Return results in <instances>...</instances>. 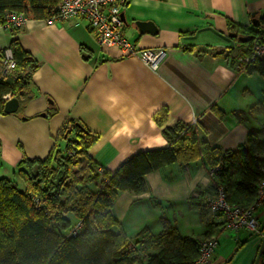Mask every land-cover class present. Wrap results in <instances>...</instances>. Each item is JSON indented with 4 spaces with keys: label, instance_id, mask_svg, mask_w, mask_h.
<instances>
[{
    "label": "crops",
    "instance_id": "obj_1",
    "mask_svg": "<svg viewBox=\"0 0 264 264\" xmlns=\"http://www.w3.org/2000/svg\"><path fill=\"white\" fill-rule=\"evenodd\" d=\"M121 14L128 41L166 50L155 72L135 59L118 58L115 48L100 49L84 19L54 25L28 19L16 35L0 27V49L16 39L38 63L28 102L15 114H0V178L22 188L17 164L24 157L46 158L67 119L95 135L89 154L109 172L134 154L167 147L159 120L163 127L195 122L209 146L221 150H235L250 130L264 128V80L229 64L247 45L230 37L227 28L231 22L254 30L252 19L264 14V0H129ZM51 108L55 114L42 116ZM144 180L146 192H123L113 204L127 238L159 234L165 218L181 238L218 237L211 264H254L258 236L241 230L225 238L220 218L205 204L203 219L188 205L190 198L206 202L215 192L200 160L185 170L167 166ZM255 216L264 226V207Z\"/></svg>",
    "mask_w": 264,
    "mask_h": 264
},
{
    "label": "trees",
    "instance_id": "obj_2",
    "mask_svg": "<svg viewBox=\"0 0 264 264\" xmlns=\"http://www.w3.org/2000/svg\"><path fill=\"white\" fill-rule=\"evenodd\" d=\"M58 1L0 0V27L3 15L10 11L43 21L53 14ZM227 28L231 34L249 38L247 53L255 40L264 41V14L254 30H240L231 22ZM10 32L16 35L17 30ZM6 50L15 69L1 76ZM37 68L38 63L16 39L0 49L1 115L6 114L3 106L10 98L18 102L12 114L28 102L31 76ZM254 72L264 80V58L247 66L244 73ZM210 110L219 118L223 115L215 107ZM55 112L51 108L42 116ZM162 123L157 121L167 147L134 154L113 172L100 168L91 158L95 135L73 119L64 122L46 158H22L15 171L22 188L16 181L0 178V264H192L198 241L181 238L165 218H161L159 234L142 232L140 240L133 238L136 249L128 251L127 237L112 213L114 202L123 192H146L144 177L151 172L173 164L185 170L200 160L208 172L220 167L211 178L214 191L220 185L227 202L248 205L264 179V141L260 138L264 128L250 130L245 144L235 150H221L209 146L197 125L163 127ZM59 142L64 143L63 148ZM204 204L207 206L195 198L188 201L201 219ZM259 264H264V246Z\"/></svg>",
    "mask_w": 264,
    "mask_h": 264
},
{
    "label": "built area",
    "instance_id": "obj_3",
    "mask_svg": "<svg viewBox=\"0 0 264 264\" xmlns=\"http://www.w3.org/2000/svg\"><path fill=\"white\" fill-rule=\"evenodd\" d=\"M129 0H59L53 14L43 20L47 25H54L72 19L86 20L88 27L95 34L96 43L102 50L115 48L120 59H135L149 70L155 72L166 56L164 48H141L128 41L121 33V12ZM28 19L23 13L15 11L3 15L1 28L18 30ZM228 58V55L226 56ZM264 58V41L255 40L248 48L247 53L228 58L229 64L239 73H244L247 66L256 60ZM1 76L11 74L15 69L9 50L5 51ZM195 126V122L191 124ZM220 167L209 170V177L213 178ZM102 172V170H101ZM208 210L218 216L222 222L220 235L232 238L246 230L261 240L264 239V226H261L255 216L256 212L264 207V179L257 184L254 199L248 205L232 204L227 202L225 190L218 186L213 196L206 201ZM80 225L77 224V228ZM76 231L73 232V235ZM218 246V237H209L198 241L197 257L192 264H211L215 249ZM136 246L133 238H127V250L134 251Z\"/></svg>",
    "mask_w": 264,
    "mask_h": 264
},
{
    "label": "water",
    "instance_id": "obj_4",
    "mask_svg": "<svg viewBox=\"0 0 264 264\" xmlns=\"http://www.w3.org/2000/svg\"><path fill=\"white\" fill-rule=\"evenodd\" d=\"M252 16H254V15H252ZM120 17L122 19V14L120 15ZM252 24H253V26H256L258 24V20L256 18H253ZM141 30H142V27L140 28V31ZM229 36L232 38H237V40L240 43H246L249 40V38H247V37L237 36L236 34H229ZM17 108H18L17 100L14 98H10L5 102V104L3 106V112L6 114H12V113L16 112ZM263 246H264V239H262V241H261L260 250L257 254V257L255 259L254 264H259V257H260L261 249L263 248Z\"/></svg>",
    "mask_w": 264,
    "mask_h": 264
}]
</instances>
